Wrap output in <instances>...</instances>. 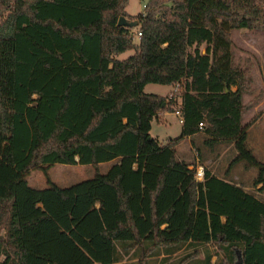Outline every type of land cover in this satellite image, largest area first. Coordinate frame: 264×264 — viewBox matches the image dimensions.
Segmentation results:
<instances>
[{
    "label": "trees",
    "instance_id": "trees-1",
    "mask_svg": "<svg viewBox=\"0 0 264 264\" xmlns=\"http://www.w3.org/2000/svg\"><path fill=\"white\" fill-rule=\"evenodd\" d=\"M129 1L0 0V264H165L179 253L174 264H264V198L234 170L255 169L264 191L243 124L252 68L235 62L232 38L264 31V0H150L135 16ZM121 17L138 22V43ZM151 83L181 92L147 93ZM172 111L182 134L164 144L152 122ZM185 138L198 158L219 159L223 145L237 156L198 180L178 154ZM105 163L66 187L28 181L56 164Z\"/></svg>",
    "mask_w": 264,
    "mask_h": 264
},
{
    "label": "rangeland",
    "instance_id": "rangeland-1",
    "mask_svg": "<svg viewBox=\"0 0 264 264\" xmlns=\"http://www.w3.org/2000/svg\"><path fill=\"white\" fill-rule=\"evenodd\" d=\"M150 0H130L127 5V10L133 14L138 15L145 11V6ZM134 42L138 43V27L133 29ZM232 38L234 41V59L235 62L241 66H250L252 68L251 75L253 84L251 92L246 93V102L249 107L252 101L262 100L264 104V31H255L249 29H238L232 31ZM134 54V51H128L119 56L120 59H126ZM147 93L158 95H172L173 93L181 92V88L176 85H161L148 84L145 87ZM252 114L246 113L245 121L251 119ZM261 117L258 124H255L257 119ZM255 126L253 127V125ZM249 146L253 149L255 155L264 161V108L259 113V116L251 121L249 129ZM151 136L158 139L162 143H167L171 139L179 138L182 134V124L179 121V116L173 112L165 113L163 121L154 120L152 122ZM203 136L196 138L197 145L200 146ZM197 152L193 148L191 139L185 138L181 141L178 147V154L181 158L186 159L190 163H196L197 169L206 168L211 169L218 175L222 176L228 169V164L236 158L237 153L233 145H223L219 152L220 158L213 159L207 150H202V157L198 158ZM226 154V155H225ZM225 155V156H224ZM222 158V159H221ZM111 167V163L101 164L100 166H83V165H64L56 164L50 167L47 172L43 170H34L31 172L28 181L30 186L43 189L47 187L48 178L60 186H70L72 184L90 179L96 173H106ZM243 166H236L234 168L240 181L244 183L248 191L253 192L258 197L264 198V191H258L252 186L253 179L257 171L251 169L246 171ZM183 253L172 256L165 264H174L177 258ZM163 256L160 257L161 260ZM213 260H216L214 257ZM158 264H161L158 262Z\"/></svg>",
    "mask_w": 264,
    "mask_h": 264
},
{
    "label": "crops",
    "instance_id": "crops-1",
    "mask_svg": "<svg viewBox=\"0 0 264 264\" xmlns=\"http://www.w3.org/2000/svg\"><path fill=\"white\" fill-rule=\"evenodd\" d=\"M126 10H127V8H126ZM127 13L131 16H135V15L131 14L128 10H127ZM234 89L235 88H233V90ZM245 96H246V94H244V96H243V102L245 105H248V103L246 102ZM263 108H264V104H263L262 100L252 101V104L250 105V107H248V109L243 114V124H250L252 120H255L259 116V113L261 111H263ZM246 113L252 114L251 119L248 121H245ZM260 119H261V117H259L257 119V121H255L256 122L255 124H258ZM255 124L253 125V127L255 126ZM188 139L190 140V138H188Z\"/></svg>",
    "mask_w": 264,
    "mask_h": 264
},
{
    "label": "built area",
    "instance_id": "built-area-1",
    "mask_svg": "<svg viewBox=\"0 0 264 264\" xmlns=\"http://www.w3.org/2000/svg\"><path fill=\"white\" fill-rule=\"evenodd\" d=\"M139 34H140V33H138V36H139ZM175 113L179 116V121H180V123L182 124V123H183V117H182V115H181V112H180V111H176ZM203 128H204V124L201 123V124H200V129H203ZM196 177H197L198 180H202V179H203V177H204V172H203V169H202V168L197 170Z\"/></svg>",
    "mask_w": 264,
    "mask_h": 264
},
{
    "label": "water",
    "instance_id": "water-1",
    "mask_svg": "<svg viewBox=\"0 0 264 264\" xmlns=\"http://www.w3.org/2000/svg\"><path fill=\"white\" fill-rule=\"evenodd\" d=\"M118 25L134 28V27H137L138 22L137 21H129L127 18L121 17L119 19Z\"/></svg>",
    "mask_w": 264,
    "mask_h": 264
}]
</instances>
